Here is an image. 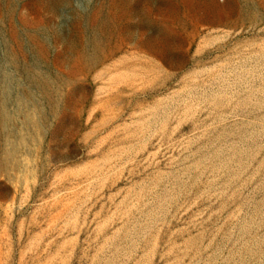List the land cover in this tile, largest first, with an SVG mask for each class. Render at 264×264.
<instances>
[{
	"label": "rangeland",
	"instance_id": "rangeland-1",
	"mask_svg": "<svg viewBox=\"0 0 264 264\" xmlns=\"http://www.w3.org/2000/svg\"><path fill=\"white\" fill-rule=\"evenodd\" d=\"M0 264H264V0H0Z\"/></svg>",
	"mask_w": 264,
	"mask_h": 264
}]
</instances>
